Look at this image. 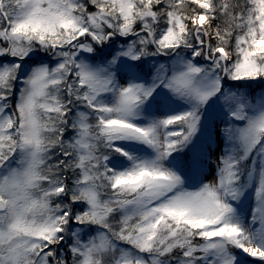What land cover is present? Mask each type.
<instances>
[{
	"label": "snow or ice",
	"instance_id": "snow-or-ice-1",
	"mask_svg": "<svg viewBox=\"0 0 264 264\" xmlns=\"http://www.w3.org/2000/svg\"><path fill=\"white\" fill-rule=\"evenodd\" d=\"M0 264H264V0H0Z\"/></svg>",
	"mask_w": 264,
	"mask_h": 264
}]
</instances>
